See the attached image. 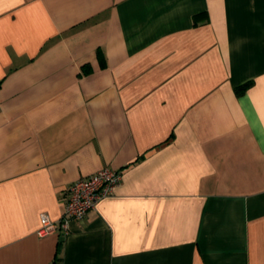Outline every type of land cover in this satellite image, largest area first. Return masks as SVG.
<instances>
[{
    "label": "crops",
    "instance_id": "0c3cea01",
    "mask_svg": "<svg viewBox=\"0 0 264 264\" xmlns=\"http://www.w3.org/2000/svg\"><path fill=\"white\" fill-rule=\"evenodd\" d=\"M0 264H264V0H0Z\"/></svg>",
    "mask_w": 264,
    "mask_h": 264
},
{
    "label": "built area",
    "instance_id": "2783aa9c",
    "mask_svg": "<svg viewBox=\"0 0 264 264\" xmlns=\"http://www.w3.org/2000/svg\"><path fill=\"white\" fill-rule=\"evenodd\" d=\"M120 180L119 171L104 167L91 176L73 182L62 198L61 218L53 222L46 215H41L38 234H66L71 222L82 221L100 200L112 196Z\"/></svg>",
    "mask_w": 264,
    "mask_h": 264
},
{
    "label": "trees",
    "instance_id": "16d2710c",
    "mask_svg": "<svg viewBox=\"0 0 264 264\" xmlns=\"http://www.w3.org/2000/svg\"><path fill=\"white\" fill-rule=\"evenodd\" d=\"M243 89H244V87L241 88V90H243ZM241 90H240L239 88L236 89V93H237V94H240V93L242 92Z\"/></svg>",
    "mask_w": 264,
    "mask_h": 264
}]
</instances>
